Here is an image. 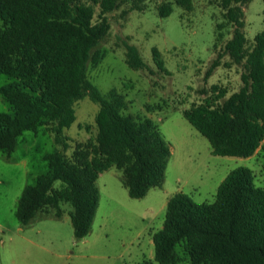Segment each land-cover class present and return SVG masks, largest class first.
<instances>
[{
    "label": "trees",
    "instance_id": "16d2710c",
    "mask_svg": "<svg viewBox=\"0 0 264 264\" xmlns=\"http://www.w3.org/2000/svg\"><path fill=\"white\" fill-rule=\"evenodd\" d=\"M250 1L215 0L232 31L205 73L208 77L227 55L226 66L242 65L240 88L226 97V90L213 85L210 95L182 111L214 156L248 158L264 137V28L248 44L242 29ZM122 2L0 0V75L10 79L0 96L11 109L0 112V152L10 156L18 138L40 125L56 146L43 156L48 171L26 184L18 197L14 216L22 226L37 217L47 219L39 214L49 211L60 219L61 204H68L73 236L84 238L99 205L96 181L110 169L119 172L131 199L163 184L171 150L157 125L146 116L125 114L120 94L111 89L103 97L87 79L88 64L95 66L102 58L96 47L109 32L107 15ZM174 2L192 8V0ZM157 11L163 18L172 8L161 5ZM123 45L126 65L145 68L138 49ZM152 57L164 71L155 48ZM85 97L98 105L95 134L75 143L67 155L64 130L75 120L74 104ZM151 238L154 256L148 264H179L178 245L189 264H264V188L254 184L249 168L238 167L220 182L212 202L197 203L177 192L167 200L162 227Z\"/></svg>",
    "mask_w": 264,
    "mask_h": 264
},
{
    "label": "rangeland",
    "instance_id": "374dc122",
    "mask_svg": "<svg viewBox=\"0 0 264 264\" xmlns=\"http://www.w3.org/2000/svg\"><path fill=\"white\" fill-rule=\"evenodd\" d=\"M167 4L171 13L159 17L157 8ZM134 5L140 9H132ZM262 10V0H251L244 8L242 31L248 44L264 28ZM107 18L109 32L96 47L102 58L95 66L88 64L87 79L103 97L111 89L120 94L125 114L146 116L157 125L171 149L163 184L141 199H131L119 172L110 169L96 181L99 205L84 238L73 236L68 204H61L60 219L49 211L39 214L47 219L37 217L22 226L14 216L18 197L26 184L48 171L43 156L56 147L45 125L25 131L10 156L0 152V264H148L154 256L150 234L162 227L166 196L182 192L194 202H212L220 182L238 167L249 168L254 184L264 188V159L212 155L207 139L182 116L183 110L210 95L213 85L226 90V97L241 86L242 65L226 66L227 55H221V65L205 77L232 31L215 0H192L189 11L174 0H123ZM125 42L138 49L145 68L126 65ZM152 48L159 52L164 71L157 69ZM9 81L0 75V87ZM10 111L0 96V112ZM74 111V122L64 130L67 155L75 143L95 134L98 105L85 97L74 104ZM176 251L179 264H189L183 246Z\"/></svg>",
    "mask_w": 264,
    "mask_h": 264
},
{
    "label": "crops",
    "instance_id": "0c3cea01",
    "mask_svg": "<svg viewBox=\"0 0 264 264\" xmlns=\"http://www.w3.org/2000/svg\"><path fill=\"white\" fill-rule=\"evenodd\" d=\"M170 150H171V149H170ZM250 158H255V159L262 158V159H264V137H263V140H262V142L260 143L259 147L256 149L255 153H254L252 156H250V157H248V158H246V159H250ZM170 197H171V196H168V197L166 196V197L164 198V201L162 202L161 205H165V206H166L167 200H168ZM150 235H152V234H150Z\"/></svg>",
    "mask_w": 264,
    "mask_h": 264
}]
</instances>
